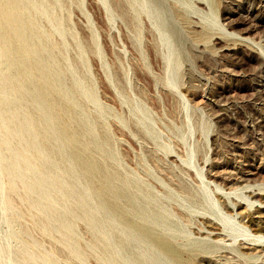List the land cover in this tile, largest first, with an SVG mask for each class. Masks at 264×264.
I'll use <instances>...</instances> for the list:
<instances>
[{
  "label": "rangeland",
  "instance_id": "1",
  "mask_svg": "<svg viewBox=\"0 0 264 264\" xmlns=\"http://www.w3.org/2000/svg\"><path fill=\"white\" fill-rule=\"evenodd\" d=\"M184 2L187 5H183ZM25 3L30 4L29 12L34 16L36 3H33L34 7L26 0ZM46 3L49 5L46 12L55 14L53 17L45 14L38 16L40 19L36 17L38 28H43V31L39 28V32H46L38 34L45 35L39 39L51 38L52 54L59 61L56 66L65 75L61 82L66 83L70 90L77 76H85L93 82L94 90L108 113L99 118L91 101L86 102L83 97L80 102L96 121L101 122L109 133L111 131V142L121 153V165L116 166L117 171L123 176L138 179V136L152 144V139L138 128L137 117L130 111L131 101L128 99L127 102H130L122 103L126 98L134 100L133 103L139 100L144 102L151 119L149 123L161 138L180 143L176 137L178 129L185 124V128H191L192 134L187 140L196 150L194 165L201 172V180L211 198L225 213L232 215L238 225H245L253 233L264 234V0H160L162 8L160 5L158 10L166 11L164 15L169 24L175 29L177 27L180 36L177 41L172 32L166 31L170 43V39L173 40L171 49L176 51L173 52L179 62L176 84L173 85L165 84L163 55L166 56L169 46L159 40L158 32L142 14L144 27L150 26L152 35L157 39L149 42L151 33L145 29V43L141 45V50L138 49L132 16L130 13L121 14L120 4L125 5L126 0H108L107 5L100 0H46ZM108 5L113 13L109 19L106 14ZM173 9L182 13L185 20H180ZM57 30L62 32L58 34ZM202 32L206 36L202 37ZM92 36L97 38L98 47ZM86 61L89 75L86 74ZM116 87L120 88L121 94ZM4 115L2 113L0 117ZM5 117H1L0 122ZM64 122L61 129L71 125V122H67L68 125ZM61 129L56 133L61 134ZM60 134L57 136L61 137L58 139L59 146L54 143V149L59 151L65 162L66 156L71 154L70 141ZM0 138L3 139L2 134ZM2 139L0 170L4 165L5 168L0 173V264H25L32 258H37L34 264H42L39 257L55 248L68 256L66 248L56 240L43 236L39 227L30 221L27 213L29 186L23 185L28 180L26 176L8 177V172L16 170L23 173L26 168L16 153L17 146L14 144L17 139L13 138L15 141L7 146L3 145ZM149 148L148 144H144L146 152ZM171 155L179 166L186 167L176 154ZM11 160L12 165L7 166L6 163ZM50 160L52 165L49 162L47 168L54 166L55 161ZM67 163L71 165L68 159L65 166L69 168ZM63 168L66 170L64 165ZM195 168L189 167L191 171ZM50 172L53 173V169H47V175ZM63 178L72 186L70 174L65 173ZM53 180L45 184L52 185ZM190 185L197 187L192 180ZM12 207L18 210L20 217L10 223ZM205 208V204L192 208L190 228L195 232L194 237L220 245L217 252L220 255L214 259L216 264H264V239L259 243H252L243 237L231 239ZM78 225L84 228L83 224ZM14 228L19 237L17 241L12 239ZM130 241L132 250L138 252V243L131 238L126 242ZM28 242H36L40 248L23 256L20 253L27 249ZM81 244L85 246V241L81 240ZM15 253L23 258L14 257ZM87 257L89 264H97L91 251ZM57 260L58 264H71L72 261L80 264L77 259L69 262L64 256H59Z\"/></svg>",
  "mask_w": 264,
  "mask_h": 264
},
{
  "label": "bare ground",
  "instance_id": "2",
  "mask_svg": "<svg viewBox=\"0 0 264 264\" xmlns=\"http://www.w3.org/2000/svg\"><path fill=\"white\" fill-rule=\"evenodd\" d=\"M32 1L26 0L29 3ZM100 1L103 5L108 3V0ZM33 3L31 7H34V16H31L28 7L30 4L26 5L25 0H0V115L3 113L7 116L0 122V134L3 135V139H0L5 146L12 144L11 141H15L13 138L17 139V144L15 142L14 145L17 146L16 153L22 160L21 163L26 166L23 172L25 174L13 171L8 172V177L26 176L28 181L23 185L29 186L27 213L30 221L39 227L43 236L56 240L67 250L68 256L56 248L45 252L39 257L42 264H58L59 256H64L69 262L77 259L80 264H89V251L93 253L97 264H216L220 245L194 237L195 232L190 228L192 208L201 204L206 205L205 209L231 239L243 237L252 243L261 242L264 234L253 233L245 225H238L232 215L225 213L217 201L211 198V193H208L201 180V172L194 165L196 150L187 140L192 134L191 128H185V124V127L178 129L176 137L180 143L170 138H161L150 125L151 119L142 101L133 103L134 100L126 98L122 103L131 101L130 111L137 117L138 128L152 139V144L138 136V179L123 176L117 171L116 166L121 165V153L111 142V131L109 133L101 122L96 121L80 101L83 97L86 102L91 101L99 118H104L108 111L98 98L93 82L87 77L82 76L83 80L75 77L74 85H70L71 90L66 83L61 82L65 75L56 66L59 61L52 54V40L49 36L45 37L50 42L48 44L46 39H39L46 32H39L41 27L38 28L36 21L38 16L49 15L46 12L49 5L46 0H34ZM160 5L162 8L160 0H126L125 5L120 4V8L122 15L130 13L132 16L138 49L141 50V45L145 43V29L151 33L149 42L157 39L152 35L150 26L158 32L159 40L169 46L166 56L163 55L165 84L173 85L177 79L179 62L173 52L175 50L171 49L173 40L170 39V43L166 31L172 32L177 41L180 36L177 27L175 29L169 24L167 16L164 15L166 11L158 10ZM183 5L187 4L184 2ZM106 7L109 19L113 14L112 7ZM172 11H175L180 20L184 19L182 13L174 9ZM53 14L49 16L53 17ZM142 14L150 21L148 28L144 27ZM40 33L44 34L38 35ZM201 35L204 37L206 33L202 32ZM96 39L92 36L95 46L98 47ZM84 64L86 74L89 75L87 61ZM116 89L121 94L120 88ZM128 99L130 101L127 102ZM114 116L121 120L117 114ZM63 122L67 125V122H71V125L61 129ZM60 129L61 134L56 133ZM58 134L65 135L68 139L64 140L70 141L68 146L72 155L66 156L71 162V165L67 163L69 168L65 166L67 159L64 162V157L54 149V143L59 146L58 139L61 137H57ZM144 144L150 146L148 152L144 150ZM171 154H176L186 167L179 166ZM50 159L55 161L53 167L49 166L51 169L47 168V164L52 161ZM189 167L195 168L194 171ZM47 169H53L54 172L47 175ZM1 171L3 170L0 173ZM65 173L70 174L72 186L64 180ZM49 178L54 179L52 185L45 184ZM190 180L195 181L197 187L190 185ZM9 188L13 189L12 186ZM19 217L20 213L13 208L10 223ZM78 223L83 224L84 228H79ZM15 230L17 229L12 230L11 238L17 241L19 237ZM129 238L138 243V249L134 247L138 252L132 250L131 241L126 242ZM220 239L222 238L218 240ZM81 240L85 241V246H82ZM27 244V249L20 253L23 256L40 248L36 242ZM22 255L15 253L14 257ZM36 260L37 258H32L25 264H34ZM71 264L75 263L72 261Z\"/></svg>",
  "mask_w": 264,
  "mask_h": 264
},
{
  "label": "water",
  "instance_id": "3",
  "mask_svg": "<svg viewBox=\"0 0 264 264\" xmlns=\"http://www.w3.org/2000/svg\"><path fill=\"white\" fill-rule=\"evenodd\" d=\"M12 162H13V161L11 160V162H10V163H9V162L6 163V165H7V166H9V164L12 165ZM4 166H5V165H4ZM4 166H3V167H4ZM3 167H2V169H3ZM8 168H9V167H8ZM15 171H16V170H15Z\"/></svg>",
  "mask_w": 264,
  "mask_h": 264
}]
</instances>
